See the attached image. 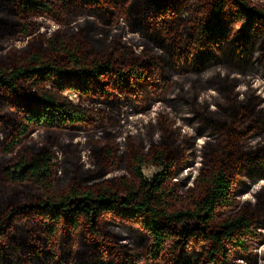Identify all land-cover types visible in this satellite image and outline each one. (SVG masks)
<instances>
[{
    "label": "trees",
    "instance_id": "16d2710c",
    "mask_svg": "<svg viewBox=\"0 0 264 264\" xmlns=\"http://www.w3.org/2000/svg\"><path fill=\"white\" fill-rule=\"evenodd\" d=\"M47 2L69 9L74 5L87 15L91 9L98 18L110 17L115 23L122 19L124 24L119 23L120 32L113 37L119 46L107 52L100 47L98 55L90 57L88 47H68L56 36L44 41V51L32 52L26 63L0 65V92L8 97L5 102L0 99V124L11 120L8 110L16 114L13 111L17 109L7 100L18 101L21 106L15 130L8 137H0L5 154H12L33 129L78 127L87 124L93 112L101 122L106 114L121 119L122 114L153 110L164 115L177 110L185 117L194 112L190 123L197 120L223 135L224 156L212 153L213 168L202 179L203 193L192 206L180 209L174 208L177 188L173 187L172 176L186 164L185 149L178 158L170 144L162 140L155 145L151 137L153 147L131 151L128 165L133 180L124 178L118 190L107 186L84 189L76 184L52 195L49 192L53 191L55 173L51 151L42 148L29 158L20 156L14 161L15 172L6 168L5 177L12 183H30L40 189L41 197L32 206L44 214L40 220L43 236L38 243L27 245L22 227L10 244L2 243L0 264L264 263L260 260L264 248L256 251L264 244V221H258L260 217L249 211L248 205L221 221L217 219L222 210L237 208L233 199L237 181H251L244 187L248 191L264 179V74L258 80L254 76L245 79L244 75L258 69L257 57L264 61V11L251 7L246 0H75V4L69 0H0V39L33 30L34 23L28 19L35 11L51 10ZM230 7L235 8L233 13L247 18L251 33L237 44L230 34ZM254 19L260 23L258 29L256 23L252 24ZM185 21L187 25L183 26ZM92 22L86 18V24ZM188 28L192 31L190 38ZM126 30L132 32L129 42L143 47L139 54L119 40ZM258 30L263 35H258ZM183 34L187 37L182 38ZM175 37L180 42L167 45ZM1 42L0 50H12ZM236 59L245 62L244 66L234 67ZM169 85L173 96L166 97L163 92ZM200 87L221 92L215 97L220 101L216 112L205 96L198 97ZM66 91L80 100L92 98L102 105H96L95 111L88 110L75 104L64 94ZM156 101H162L163 106ZM110 104L115 112L107 109ZM171 122L166 119L165 124L172 127ZM150 123L149 132L155 131ZM105 152L107 157L113 151L106 148ZM152 164L166 166V172L147 181L141 170ZM106 216L140 221L147 240L138 242L136 248L121 244L119 238L104 231L101 219ZM196 220L206 228L202 249L197 252L194 248L195 257H186L180 253L179 243L172 244L171 240L186 221Z\"/></svg>",
    "mask_w": 264,
    "mask_h": 264
},
{
    "label": "rangeland",
    "instance_id": "374dc122",
    "mask_svg": "<svg viewBox=\"0 0 264 264\" xmlns=\"http://www.w3.org/2000/svg\"><path fill=\"white\" fill-rule=\"evenodd\" d=\"M69 1L75 4V0ZM198 1L202 2L205 0ZM246 1L251 7L264 11V0ZM47 3L52 7L51 10L47 13L35 11L34 16L28 19L34 23L33 30L16 37L8 36L5 39L3 38L4 40L0 39L2 40V45L4 44L5 47L11 46L12 48L10 51H7L5 48L0 50V56H3L6 51L0 65H20L26 63L32 52L39 53L41 50L44 51V41L56 36L65 41L68 47H81L82 49L88 47L90 52L86 53L90 57H96L100 47L107 52L111 48L119 46L118 40H114L113 37L114 34L117 35L120 32L118 25L119 23L124 24L122 19L115 23L110 17L98 18L91 9H88L91 14L87 15L85 11L80 13V9L75 8L74 5H71L69 9L59 3L54 5H51L50 2ZM234 9V7L229 8V17L232 23L230 34L234 38L235 44H237L245 35L250 33V29L247 27V18L241 14L233 13ZM59 10H62L63 13H59ZM187 14L185 13L184 16H187ZM86 18L92 19V24H86ZM254 23H256V19L252 21V24ZM168 24L172 25V22ZM182 25H187V22H183ZM259 25L260 23L257 21L255 28L258 29ZM191 32L188 28V38H190L189 33ZM131 34L132 32L126 30L121 34L119 40L123 39V42L131 45L134 52L139 54L143 50V47L129 42ZM257 34L263 35L259 30ZM187 35L183 34L182 38H186ZM177 41L178 43L180 42L176 37L173 40L169 39L167 45L174 42L177 43ZM259 46H263V44L260 43ZM256 61L255 66L258 69L244 74L245 79H251L252 76H254L255 80L263 78L264 61L259 60V57L256 58ZM232 64L234 67L244 66L245 62H238L236 59ZM259 83H261L260 80ZM186 85L188 86V83ZM172 88V85H169L163 92V95L166 97L173 96ZM263 88L264 85L261 84L262 91ZM199 90L198 97L203 99V96H205L206 100H209L210 106L215 107L214 111L216 112L217 103L220 101L215 99V97L221 94L219 89L200 87ZM25 91L22 90V92ZM25 94L29 95L31 92L26 91ZM64 94L69 96L75 104L91 111H95L97 106L102 105L100 102H94L92 98L80 100L78 96L69 91H66ZM5 96V93L0 92V99L2 98L4 102L7 97ZM211 96H214L215 101ZM242 96V94H239V97ZM241 102H244V100ZM6 103L13 105L12 107L17 110L15 112L12 109L16 113L13 114L9 107L6 108L10 109L8 113L11 114V120L0 124L1 138L8 137L9 132L12 129L15 130L14 124L17 118L20 121L21 106L19 102L7 100ZM111 103L114 104L113 102ZM161 103L162 101H156V104H159L158 106H163ZM158 106L154 109L158 108ZM107 109L110 110V113L115 112L111 104L108 105ZM169 109L172 110L173 108L170 107ZM182 113L184 112L173 110L164 115H157V112H153L152 110L150 113L122 114L121 119H114L108 117L106 114L101 122H97V115L93 112L88 123L78 127L68 126L64 128H38L31 130L28 135L21 139L20 144L12 154H5L0 146V216L3 215L0 219L6 218L4 221L0 220V225H3L0 227V254L3 249L2 243L10 244V239L14 234L20 233L22 227L24 228L27 245L34 244L38 238H42L43 236L40 220L44 218L42 217L44 214L32 206L41 197L40 189L30 183H12L5 177L6 168L10 169L11 172H15L14 161L18 157L24 156L29 158L42 148H48L53 156L55 174L54 179L51 180L53 191L49 193L55 195L65 192L71 185L76 184L84 189L96 188L98 186H107L116 190L120 189L119 183L124 178L127 181L133 180L128 165L131 151L140 150L141 148L147 150L150 148L153 144H151V137L154 138V143L162 140V142L170 144L178 155V158H180L182 149H185L186 156L183 161L186 164L181 166L172 176L173 187L177 188L173 196L175 200L174 208L180 209L184 206H192L197 196L203 193L205 185L202 184V179L207 178L209 171L213 168L211 163L212 153L224 156V137L216 129L205 128L197 120L190 123L189 119L194 118V112H191L189 117H185ZM126 115L129 117L127 118ZM215 116L218 117L217 115ZM219 118L222 120L221 117ZM166 119L172 121V127L170 124H165ZM0 121H3V119L0 118ZM150 122L157 128L155 131L149 132ZM157 144L159 143H155V145ZM106 148H110L113 151L107 157ZM141 172L147 181H152L156 175L166 172V166L155 164L144 165ZM247 183L248 185L252 184L251 181H237L233 196L234 201L237 203V208L235 210H222L219 212L217 214L219 221L234 215L239 209L244 210L247 205L249 211L260 217L258 221H264V179L255 183L253 188L248 191L244 190ZM101 220L105 225L104 231H108L113 238H119L120 243L125 246L136 248L138 242L144 243L147 240V236L143 234L140 228V221L138 220L128 221L110 216H106ZM205 232V225L200 221H186L183 227L172 237L171 243H179L182 247L180 250L182 255L195 257L196 252L193 249L195 248L197 252L202 249L200 243L205 237ZM188 237L189 241L186 240ZM262 238L264 239L263 236ZM262 248H264V244L258 246L256 251H260ZM124 250L128 251V249ZM10 253H12V248L10 249ZM32 254L30 253V255ZM263 259L260 256V260ZM127 260L130 262L129 258ZM1 262L5 261L2 259ZM240 262L242 263L243 260ZM259 264H261V261H259Z\"/></svg>",
    "mask_w": 264,
    "mask_h": 264
}]
</instances>
